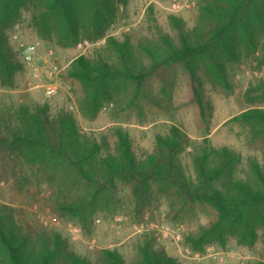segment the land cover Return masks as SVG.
<instances>
[{
    "label": "rangeland",
    "instance_id": "374dc122",
    "mask_svg": "<svg viewBox=\"0 0 264 264\" xmlns=\"http://www.w3.org/2000/svg\"><path fill=\"white\" fill-rule=\"evenodd\" d=\"M198 3L199 0H127L119 7L108 36L121 40L130 37L135 54L148 67L152 60L141 44L166 48L165 34L177 41L179 34L171 16L182 19L186 28H193L199 21ZM126 26L131 29L125 30ZM9 36L24 68L17 74L15 87L0 86V210L7 218L15 220L33 237L44 232L59 233L79 255L92 261H97L104 249H112L124 256L125 264H137L140 248L148 242L180 264L264 261V206L256 222V239L251 242L231 223L218 222V212L211 204L186 203L172 187L157 186L150 201L140 202L132 185L120 184L101 191L75 171L39 162L38 155L23 153L20 147L1 139L12 138L23 108L43 104L49 105L52 118L72 114L81 132L105 138L111 149L116 143L114 131L120 128L128 132L138 154L150 152L158 134L178 125L192 138L181 155L188 174H197L195 155L200 148L228 146L241 156L233 168V177L256 186L253 163L259 161L264 169V132L255 134L234 117L255 105L264 107L262 97L253 96L256 102L252 103L247 93L251 84L264 75V66L260 68L256 62H227L225 81L205 67L199 71L204 115L195 100L189 72L177 63L163 67L147 80L132 105L136 84L114 81L110 86L112 97L103 99L100 107L91 111L85 104L86 86L68 72L80 55L93 57L101 51L106 37L90 41L92 45L86 50L78 47L81 41L71 46L62 45L58 39L46 41L31 25L27 13L9 30ZM36 41L42 43L40 55L34 64L26 63L21 44ZM50 50L54 55L49 54ZM56 63L60 66L58 71L53 70ZM48 70L52 71V78L47 75ZM52 83L57 91L47 96L46 86ZM227 182L223 178L214 184L221 188ZM62 201L84 202L86 209L77 215L62 212L57 206ZM208 228L212 232L201 247L187 239L191 234L200 236Z\"/></svg>",
    "mask_w": 264,
    "mask_h": 264
},
{
    "label": "trees",
    "instance_id": "16d2710c",
    "mask_svg": "<svg viewBox=\"0 0 264 264\" xmlns=\"http://www.w3.org/2000/svg\"><path fill=\"white\" fill-rule=\"evenodd\" d=\"M127 0H0V86L13 88L17 74L24 63L10 44L9 30L30 15L31 25L46 41L58 39L64 46L88 40L97 42L106 37V45L90 57H77L69 68V76L86 86L85 104L96 111L103 99L111 98V84L116 80L136 84L130 105L134 104L141 89L160 69L180 64L190 74L195 100L204 115L199 71L204 67L226 80V63L256 62L264 66V0H199V21L186 28L184 21L171 16L178 30L175 41L169 34L163 40L166 48L149 43L141 44L150 56V66L137 57L130 37L121 40L108 36L111 23L121 5ZM247 93L264 100V75L252 83ZM264 102V101H263ZM49 105L23 108L19 127L12 138L3 142L17 146L23 153L39 156V162H48L79 177L95 188H116L120 184L133 186L137 200H151L156 187H172L186 203H208L218 212V222L231 223L240 229L248 241L256 239V222L264 206V169L253 163L257 185L253 186L233 177V168L241 159L228 146H206L195 155L197 174H188L181 155L192 138L178 125H171L165 134H158L150 152L138 154L130 134L116 129V143L111 149L107 140L80 131L72 114L52 118ZM234 120L252 128L255 134L264 132V107L253 106L238 114ZM41 152V153H40ZM27 157V156H26ZM33 161V158H27ZM225 178L224 187L214 182ZM84 202H58V209L72 215L82 214ZM212 228L198 237L187 239L197 248ZM137 264H180L175 257L157 250L148 242L140 248ZM0 264H125L124 256L116 250L104 249L97 261L79 255L59 233H41L33 237L24 232L15 220L0 210ZM257 264H264L259 261Z\"/></svg>",
    "mask_w": 264,
    "mask_h": 264
},
{
    "label": "built area",
    "instance_id": "2783aa9c",
    "mask_svg": "<svg viewBox=\"0 0 264 264\" xmlns=\"http://www.w3.org/2000/svg\"><path fill=\"white\" fill-rule=\"evenodd\" d=\"M174 6H177V4L175 3ZM130 29H131L130 26L125 27V30H127V31ZM41 45H42V43L40 41H36V42L30 43V44H21L23 60L26 63L34 64L36 57H38L40 55ZM91 45H92V43L90 41L83 40V41L79 42L78 47L82 50H86ZM53 53H54L53 50L49 51L50 55H54ZM59 69H60V66H59V64L56 63L53 66V70L58 71ZM37 73H38V69L36 68L35 74H37ZM56 91H57V88L53 83L46 86V95L47 96L54 95L56 93Z\"/></svg>",
    "mask_w": 264,
    "mask_h": 264
},
{
    "label": "water",
    "instance_id": "95a60500",
    "mask_svg": "<svg viewBox=\"0 0 264 264\" xmlns=\"http://www.w3.org/2000/svg\"><path fill=\"white\" fill-rule=\"evenodd\" d=\"M47 75L49 76V78H52V71L51 70H48L47 71Z\"/></svg>",
    "mask_w": 264,
    "mask_h": 264
},
{
    "label": "crops",
    "instance_id": "0c3cea01",
    "mask_svg": "<svg viewBox=\"0 0 264 264\" xmlns=\"http://www.w3.org/2000/svg\"><path fill=\"white\" fill-rule=\"evenodd\" d=\"M4 89H5V88H4ZM4 89H3V90H4Z\"/></svg>",
    "mask_w": 264,
    "mask_h": 264
}]
</instances>
